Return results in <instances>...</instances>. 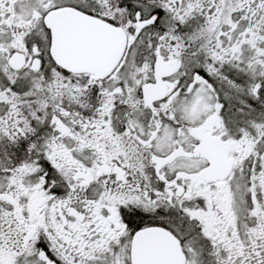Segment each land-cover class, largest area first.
<instances>
[{"label":"snow or ice","instance_id":"snow-or-ice-1","mask_svg":"<svg viewBox=\"0 0 264 264\" xmlns=\"http://www.w3.org/2000/svg\"><path fill=\"white\" fill-rule=\"evenodd\" d=\"M0 264H264V0H0Z\"/></svg>","mask_w":264,"mask_h":264}]
</instances>
